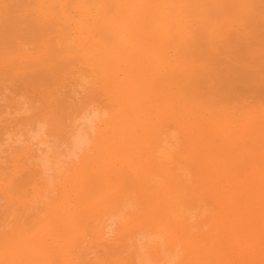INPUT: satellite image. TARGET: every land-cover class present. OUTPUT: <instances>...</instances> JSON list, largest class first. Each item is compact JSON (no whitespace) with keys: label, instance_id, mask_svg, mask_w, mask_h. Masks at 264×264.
Masks as SVG:
<instances>
[{"label":"bare ground","instance_id":"1","mask_svg":"<svg viewBox=\"0 0 264 264\" xmlns=\"http://www.w3.org/2000/svg\"><path fill=\"white\" fill-rule=\"evenodd\" d=\"M36 1L0 0V38L22 62L35 48L19 26L45 52L64 32L59 62L27 66L56 86L33 83L38 105L0 82V264H264V112L223 106L210 71L237 25L236 60L264 51V0H54L59 21L46 7L20 16ZM248 20L263 31L253 45ZM246 70L251 87L230 94L256 101L264 86Z\"/></svg>","mask_w":264,"mask_h":264},{"label":"rangeland","instance_id":"2","mask_svg":"<svg viewBox=\"0 0 264 264\" xmlns=\"http://www.w3.org/2000/svg\"><path fill=\"white\" fill-rule=\"evenodd\" d=\"M41 1H43V2H46L45 3V5L46 6H44V10L42 9V11H40V10H38V8H40L41 6H39V4L38 3H41L40 2V0L37 2L36 1V3H34V4H32L33 5V7L30 5V6H26V7H28L27 9L26 8H24V13L23 12H21L22 14H20V16H25V15H28L29 16V14L31 13L32 15L33 14H35L37 11L40 13V12H43V14H45L46 13V9H47V13H46V15H51L52 17H53V19H54V17H57V21H59V13L58 12H60L61 10H59V9H57V7H59V6H57L56 8H55V10H56V12L55 11H53V7L54 6H56L57 4H55V2H54V0H41ZM48 1V2H47ZM35 2V1H34ZM52 3V4H51ZM263 4V3H262ZM34 5H35V7H34ZM37 5V6H36ZM49 6V7H48ZM53 6V7H52ZM29 7H31V8H29ZM45 7H46V9H45ZM51 7V8H50ZM42 8V7H41ZM25 9L26 10H28V11H25ZM32 9V10H31ZM37 9V10H36ZM261 10H263L264 8H260ZM31 10V11H30ZM36 10V11H35ZM59 10V11H58ZM53 11V12H52ZM58 11V12H57ZM264 11V10H263ZM27 12V13H26ZM30 12V13H29ZM33 12V13H32ZM37 12V13H38ZM52 12V13H51ZM37 13H36V15H37ZM51 13V14H50ZM54 13V14H53ZM55 13H57V16H53V15H55ZM30 14V15H31ZM40 15V14H39ZM55 20V19H54ZM61 21V20H60ZM253 20H248L247 21V24H248V27H249V30H248V32H249V35L247 34V37H248V39H249V41H248V45L249 44H252V43H254V44H256V39H254V36L255 37H257L258 35H259V33H261V32H263L264 31V27H263V31H261V32H259L260 30H262V28L260 29L257 25L259 24V23H253L252 22ZM59 23H61V22H59ZM61 24H63V22L61 23ZM251 24V25H250ZM257 24V25H256ZM21 25V24H20ZM26 25H27V28L29 27L28 26V24H25L24 26H22V27H18V28H22V30L21 29H18V30H20V34L23 36V38H24V36H25V38H27L26 37V34H31L30 36L28 35V38H27V40L29 39H31L33 42H29V41H27V40H25V38L23 39H21L19 42H21L23 45H21V48H24V49H26V51H28V53H32L33 51H34V53H32V55H31V57L29 58L30 60L28 61V62H22L23 60H25L24 58H19L17 55H16V53H13V54H10L9 53V51L10 52H12L14 49H12V48H10L9 46H11L10 45V43L9 42H7L8 41V39H7V41L5 40V39H2V38H0L1 40H0V43L2 42L3 44H0V55L1 56H3V54H4V56H5V58H4V56L2 57V58H0V62H2V63H0V82H1V84L2 83H4L5 82V86L7 85L10 89H11V91H15V93L13 92V94H15V96H18V94H19V92L17 93V91H18V88L20 89L21 87H22V89H21V94L20 95H22V96H26V100L28 101V99H29V102H30V106H36V105H38L37 104V101H39V99L37 100H35V98L34 97H37V96H33V95H35V94H37L38 96H39V90H40V88H41V90L40 91H43V92H51L52 93V90H53V92H54V90H55V88H56V86H54L53 85V87H51V86H49V85H45V83H43L42 85L41 84H39V83H42V82H39V80H38V77H36V79H35V77L34 76H32L33 75V73H38L39 72V70L41 71V69H43L42 67H44V66H46V69L48 68V65L50 66L51 65V61H50V58L51 59H57V62H59L58 60L59 59H61V58H57V57H59V51L62 49V47H63V45H57L56 43L54 44V39H52L53 37L54 38H56V37H58L59 35L58 34H63L64 32H59V33H54V32H49V34H48V37L47 38H49L50 39V42H51V49L47 52H45V49H44V47H43V49H41L40 50V44L43 46V44H42V42L41 41H38L37 39H36V37L35 36H33V34L31 33V26L29 27L30 29H27V30H25L24 28L26 27ZM30 25V24H29ZM260 25V27H262V26H264V25H262L261 23L259 24ZM239 26H242L241 24L240 25H237V28L238 29H235V31H236V34L235 35H230L228 38H225L224 40H223V42L222 43H220L218 46H217V49H218V51H215L214 52V54H211V56L212 57H210V59L211 60H214V61H211V60H209L210 61V64H212L211 62H214V66H212V70H210L211 72H213V75H214V81H216V84H215V88H216V93L218 94V95H221V96H219V98L220 99H223V98H225V97H229L228 99H227V103L229 104V106H228V104L226 103V100H225V104L226 105H223V106H225V107H228L230 110H233V109H235V111H237V110H240V108L242 109V108H244V106L246 107V110H245V112H249V113H256V114H260V113H263L264 112V96H259L258 98H256V101L255 100H253L252 99V97H253V95L252 94H245V95H243V96H240V97H237L238 95L236 94V96L234 95L235 93H236V91L234 92V96L232 95V94H230V92L232 93V89H237V86H238V89H239V87L240 86H245L246 84H244V82H242V79H241V77L244 75H242V73L243 72H245V70H246V68H247V72L249 71V69H251L252 71H254V70H258V71H260V73L256 70V72H255V74L257 73L258 75H256L259 79L258 80H256V83H255V85L256 86H258L259 88L260 87H263L264 86V51L262 52V54H261V52L257 55H255L254 56V60L252 61V65H249V63H248V61L246 62V63H243V62H241L240 60H244V59H237L236 60V53H237V55L238 56H241V55H243L244 56V54H246V56H247V53L245 52V48L243 49L241 46L243 45L244 46V44L242 43L243 42V40L242 39H244L245 40V38L242 36L243 35V32L245 31V28L242 26V27H239ZM258 28H257V27ZM24 27V28H23ZM247 28V27H246ZM258 29V30H257ZM59 30H60V28H59ZM251 30V31H250ZM22 31V32H21ZM29 31V32H28ZM24 32V33H23ZM255 32V33H254ZM258 35H257V34ZM25 34V35H24ZM54 34V36H52V35ZM61 34V35H62ZM238 34H240V36H241V38L238 36ZM256 34V35H255ZM60 35V36H61ZM237 35V36H236ZM21 36V37H22ZM59 36V37H60ZM249 36L250 37H252L253 38V40H252V38H249ZM33 37H35V38H33ZM12 38V37H11ZM33 38V39H32ZM48 39V40H49ZM261 39H264V38H261ZM23 40V41H22ZM24 40L25 41H27V42H29V44L27 43V46L25 45L26 43H24ZM35 40H36V42H35ZM47 40V39H46ZM46 40L44 41V42H46ZM250 40H251V42H250ZM255 41V42H254ZM6 42V43H5ZM240 42V43H239ZM8 43H9V45H8ZM17 43H18V41H17ZM30 43L32 44V45H30ZM230 43V44H229ZM234 45H233V44ZM242 43V44H241ZM7 44V45H6ZM19 44V43H18ZM37 44H39L38 46H36ZM230 46H229V45ZM236 44V45H235ZM30 45V46H29ZM57 45V46H56ZM239 45H241V46H239ZM253 45V44H252ZM24 46H26L27 48H28V46H29V48H31V46L33 47L34 46V48L35 49H33V48H31V50L33 49V51L32 52H29V51H31V50H29V48H28V50H27V48H25ZM60 46V47H59ZM228 46V47H227ZM235 46V47H234ZM4 47V48H3ZM7 47H8V49H9V51H8V49H7ZM36 47H39V49L37 50L36 49ZM227 49H226V48ZM237 47V48H236ZM238 47H240V50H241V52H242V54H240L241 52H240V50L238 49ZM1 48H3V49H1ZM6 48V49H5ZM42 48V47H41ZM206 48V47H205ZM202 49V48H201ZM204 49V48H203ZM238 49V50H237ZM2 50H6V51H8V53H4V51H2ZM12 50V51H11ZM225 50V51H224ZM228 50V51H227ZM232 50H233V52L235 51V50H237V52H235V53H233L232 52ZM207 51H209V50H207ZM206 50H205V53H203V54H199V59H201V60H205V62H202V64L204 65V67H206V68H210L209 67V65L210 64H208V60H207V58H208V53H210V52H207ZM224 51V52H223ZM15 52V51H14ZM37 52H39L38 54H37ZM202 52H204V50H202ZM216 52H217V54H216ZM228 52V53H227ZM231 52V53H230ZM45 53V54H44ZM211 53H213V52H211ZM218 53H219V55H218ZM38 55V57L36 56V57H34V55ZM216 54V55H215ZM214 55V56H213ZM217 55H218V57H217ZM57 56V57H56ZM243 56H242V58H243ZM14 57V58H13ZM219 57H223L222 59H224V60H221V59H219ZM245 57V56H244ZM10 58V59H9ZM13 58V59H12ZM204 58V59H203ZM217 58V59H216ZM239 58V57H238ZM12 59V60H11ZM49 60V62H48V60ZM15 60H17V61H15ZM35 60V61H34ZM43 60L44 61H46V63L45 62H43ZM219 60H221V61H219ZM13 61L15 62V64H13ZM262 63H261V62ZM57 62H55V63H57ZM220 62V63H219ZM43 63V66H40L41 64ZM45 63V64H44ZM48 63H50V64H48ZM241 63H242V65H241ZM251 63V62H250ZM261 63V64H260ZM10 64V65H9ZM39 64V65H38ZM48 64V65H47ZM218 66H217V65ZM221 64V65H220ZM224 64V65H223ZM243 64H245V65H243ZM260 64V65H259ZM31 67H30V66ZM37 65V67H35V66ZM80 66V68H82V69H84L85 67H86V65L85 64H79ZM219 65L221 66V67H219ZM233 65L234 66H236V67H233ZM248 66V67H245V66ZM259 65V66H258ZM261 65H263V66H261ZM27 66L28 67H30L31 68V70H35V72H33V73H31L32 71L30 70V68L28 69L27 68ZM35 67V68H33V67ZM38 66H40V69H39V67ZM217 66V67H216ZM249 66H251V68L249 67ZM73 67V69H74V71L78 68V65L77 64H74V66H72ZM215 67V68H214ZM219 67V68H218ZM233 67V68H232ZM257 67V68H256ZM261 67H263V68H261ZM13 68H17V70H13ZM25 69V68H27L26 70H28V73L29 74H31V76L27 73V71L26 70H22V71H20L21 69ZM33 68V69H32ZM37 68V69H36ZM214 68V69H213ZM217 68V69H216ZM236 68V69H235ZM239 70H238V69ZM255 68V69H254ZM261 68V69H260ZM20 69V70H19ZM39 69V70H38ZM222 69V70H221ZM3 70H12L13 72L12 73H14V72H17L18 74H17V77H16V81L17 82H13V84H12V81L10 80V79H8L7 77L5 78V79H3L2 78V75H3ZM216 70V71H215ZM237 70V71H236ZM3 73H2V72ZM21 73H20V72ZM23 71H25V72H23ZM30 71V72H29ZM38 71V72H37ZM85 71V70H84ZM217 72V74H215ZM220 72H221V74H220ZM236 72V73H235ZM241 72V73H240ZM254 72H252V73H254ZM22 73H26L27 74V76H22ZM239 73V74H238ZM251 73V72H250ZM19 74H21V76L19 75ZM240 74L242 75L241 77H240ZM246 74V73H245ZM248 74H249V72H248ZM255 74H253V75H255ZM72 76H74L73 74H71ZM71 75H64V77H66V78H68V77H71ZM239 75V76H238ZM250 75H252V74H250ZM223 76V77H222ZM226 77H228V78H226ZM241 79V80H239V79ZM256 77H254V79H255ZM21 80V81H18V80ZM23 79V80H22ZM30 79L33 81V82H30ZM60 79V78H59ZM227 79V80H226ZM235 79V80H234ZM254 79H252V80H254ZM2 80V81H1ZM3 80H4V82H3ZM10 81L9 83V85H8V81ZM13 80H15V79H13ZM24 80H26L25 82H23V83H21L22 81H24ZM27 80H29V83H28V81ZM63 81V79H60V81ZM221 80V81H220ZM224 80V81H223ZM235 82H234V81ZM249 81L251 80V79H248ZM247 80V82L249 83V81ZM36 81H38L36 84L37 85H40V87H39V90H38V87L35 85V86H33L34 84H35V82ZM61 81V82H62ZM228 81H229V84H228ZM259 81H261V82H259ZM19 82V84H17ZM251 82V81H250ZM252 82H254V81H252ZM14 83H15V85H14ZM28 83V84H27ZM32 83V84H31ZM34 83V84H33ZM223 85H221V84ZM227 83V84H226ZM0 84V91H2V88H4V85L2 86ZM21 84L23 85V84H25L26 86H21ZM29 84H31L32 85V87L29 85ZM10 85H11V87H10ZM13 85H14V88H13ZM20 86V87H17V86ZM60 85V84H59ZM232 85V86H231ZM240 85V86H239ZM251 84H249V86H250ZM254 85V84H253ZM6 86V87H7ZM28 86V87H27ZM43 86V87H42ZM47 87V89H46V87ZM223 88H221V87ZM248 86V84L245 86V88L247 87H249ZM35 87H37L36 89H34ZM61 87V86H60ZM206 87V86H205ZM218 87V88H217ZM229 87V88H228ZM251 87V86H250ZM253 87V86H252ZM257 87V88H258ZM26 88H28V89H26ZM31 88V89H30ZM36 91H33V89ZM44 88V89H43ZM208 87H206L205 88V90H204V88H202L203 89V91H205V93H204V96H206L207 98H208V96H209V92H207V91H209L208 89H207ZM225 88V89H224ZM219 89V90H218ZM29 90V91H28ZM32 90V91H31ZM46 90V91H45ZM230 90V91H229ZM25 91V92H24ZM26 91H28V92H26ZM31 91V92H30ZM38 91V92H37ZM25 93V94H23V93ZM33 92V93H32ZM202 92V91H201ZM224 92V93H223ZM1 93V92H0ZM35 93V94H34ZM47 93V94H48ZM198 93V92H197ZM221 93V94H220ZM28 94H30V95H28ZM7 95H11L10 93H8ZM28 95V96H27ZM208 95V96H207ZM241 95V94H240ZM252 95V96H251ZM31 96V97H30ZM33 96V97H32ZM223 96V97H222ZM251 96V97H250ZM27 97H28V99H27ZM30 97V98H29ZM33 100H32V99ZM197 98H202L203 99V94H202V97H200V96H198L197 95ZM205 98V97H204ZM33 101H31V100ZM209 99H211V98H209ZM219 99V100H220ZM229 99H230V101H229ZM218 100V101H219ZM36 101V102H35ZM203 101H204V99H203ZM206 101H207V99H206ZM205 101V102H206ZM208 101H210V100H208ZM217 101V102H218ZM221 101V100H220ZM248 105V106H247ZM219 106V105H218ZM217 106V107H218ZM221 107V106H220ZM224 107V108H225ZM223 108V107H222ZM236 108H237V110H236ZM242 160H244V159H242ZM252 162L251 164H252V166L254 165L253 164V160L252 159H250L248 162ZM245 163H240L241 165H244V169L246 170H250V166L249 167H247L248 166V164H246V162H247V160H245L244 161ZM252 169V168H251ZM244 170V173L246 172V174L247 175H253L254 176V174L253 173H250L249 171H245ZM262 175V174H261ZM26 180H27V178H25ZM25 180V181H26ZM24 181V180H23ZM17 182H18V180H17ZM22 182V181H21ZM19 184H21L20 182H19ZM17 183H14L13 184V187L15 186V189H13L12 188V190H13V193L15 194V196L16 195H21V192H19V190H24L25 189V187L23 186V184H22V186H23V188L24 189H19V187H17ZM19 186V185H18ZM21 186V185H20ZM19 189V190H18ZM18 190V191H17ZM24 191H26V189L24 190ZM23 191V192H24ZM16 192V193H15ZM17 193H19V194H17ZM24 194H26L25 192H24ZM18 198V197H17ZM196 205V204H195ZM194 205V206H195ZM196 207V206H195ZM211 208L209 207L208 208V210H207V213H211ZM257 264V263H256ZM259 264V263H258Z\"/></svg>","mask_w":264,"mask_h":264}]
</instances>
